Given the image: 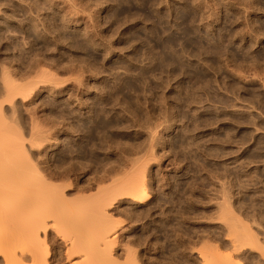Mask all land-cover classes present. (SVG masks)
I'll use <instances>...</instances> for the list:
<instances>
[{"label": "rangeland", "instance_id": "374dc122", "mask_svg": "<svg viewBox=\"0 0 264 264\" xmlns=\"http://www.w3.org/2000/svg\"><path fill=\"white\" fill-rule=\"evenodd\" d=\"M207 1H209V2L207 3ZM246 1L248 2L247 3L248 6L246 4ZM18 2H19V4H18ZM174 3L177 5V7ZM191 3H193L194 5ZM239 3H240V5H239ZM71 4H73V5H71ZM233 4H234V6H233ZM195 5H197V6H195ZM50 6H51V8H50ZM189 6H191V7H189ZM76 7H78V8H76ZM23 11H25V12H23ZM175 11L177 12V14ZM235 11H237V12L235 13ZM19 12H21V13H19ZM85 12H87L88 14ZM137 12H139L138 13L139 15L137 14ZM146 12L148 13V15ZM153 12H155V14ZM131 13H133L134 16L131 15ZM158 13H160V14H158ZM153 14H154V16H151ZM90 15H91V17H90ZM136 15H138V16H136ZM200 15H201L202 19L200 18ZM202 15H203V17H202ZM123 16H125V17H123ZM129 16H131V17H129ZM140 16H142V17H140ZM166 16L168 17V19ZM146 17H147V19H146ZM148 17H150V18L152 17V18L150 19ZM155 17H156V19H155ZM176 17L179 19H177ZM215 17H217V18H215ZM24 18H26L25 19L26 22H25ZM31 18H32V20H31ZM48 18H49V20H48ZM131 18L133 21L131 20ZM140 18H142V20ZM144 18H145V20H144ZM174 18H175V20H174ZM182 19H184V21ZM191 19L193 22L191 21ZM226 19H228V21ZM21 20H23V21H21ZM150 20H152V21H150ZM159 20H161V21H159ZM199 20H200V22H199ZM166 21H167V24H166ZM177 23H178V25H177ZM186 23L188 26L186 25ZM250 23L251 24L253 23V24L251 25ZM34 24H36V25H34ZM244 24L246 26H244ZM43 25H45V27ZM176 25H177V27H176ZM197 25H198V28H197ZM82 26L84 29L82 28ZM207 26H208V28H207ZM243 26L245 28H243ZM263 27H264V0H258V1L257 0H253V1L252 0L251 1L250 0H243V1L242 0H223V1L222 0H216V1L215 0H195V1L194 0H189V1L188 0H169V1L168 0H165V1H163V0H154V1L153 0H144V2H143V0H141V1H139V0H13V1L12 0H0V67L3 66V68H0L1 69V72H0V74H1L0 75V96L2 97L3 95H5L7 93L6 94V98H7L8 93H10V96H11V94L15 95L17 93L14 91H12L13 92L12 93L10 89H8V90H10L9 92L6 91L7 88L5 85H6V81L8 79L6 81H3V77H2L5 74H6L7 78H9V76L11 77V78H9V80L11 82L13 81L14 85L17 83L16 84L17 87L15 86L16 88H14L15 91L18 88L19 89L22 88L23 85L27 86L29 88L33 87V88H31V90L28 89V90H30L29 93L26 94L27 91L25 93L23 92L24 95L26 94L25 96L21 95L19 92V94L17 96H15L14 99L11 98V102H12L11 104H10V102H8L9 100H7V99H6L7 102H3L5 96H4V98L0 97V99H1L0 108L2 107L0 109V114H2V116L0 115V118H2L3 116L4 117L6 116L5 118L9 117V116L5 115V113L8 112V115H10V118H7V120L6 119H2V120L7 122L9 119L7 124H10L9 122L12 121L11 123H13L15 126L19 125L18 127H20V128L18 130L19 131L21 130L22 133L24 132L23 133V134H25V135H23L24 137H27V136L30 137V132H29L30 127L29 126H33V124L30 123L31 121H34L35 127L36 126L39 127V126H41V124H43V126L39 127V129L40 128L44 129L45 128L44 126L47 127L44 130L41 129L43 132L45 130L47 132V133L44 132L45 136H47V139H44L43 143H42L44 145L43 146V151H44L43 153L44 154L46 153V154H45V156L43 155L42 158L47 159V157L50 155L49 158L47 159V163L49 164L50 169L53 170V172L50 176V180L53 178L52 179L53 183L54 184L56 183L59 186H60V184L62 185V184H65L67 182L68 186L65 187L62 185L61 187L65 188L64 189V195H66L68 198L77 199L76 196H78V195L82 196V195H84V193H85L84 196H87L86 193L89 194V196H95L96 193L98 194V192L100 193V191H104V187L106 189V188L112 186L116 181L121 180V182L122 181L126 182L127 180L130 181V180H133L135 178H136L135 180H137L142 175L144 177L146 176L145 177L146 180L143 176H142L143 178L139 179L140 181L143 180L145 182V184L149 188H151V189H149L151 197L146 202H144V204L143 203L137 204L138 202H136L132 197H130V195L128 197L127 196L128 194H126V193H125L126 196L125 195L123 196V194H121V196H119V193L117 195V193L114 192V194L117 196V198H116V196H112L115 198L114 201H113V199L109 200L110 202L113 201L111 203L108 201L109 204H111V205H109L107 203L109 205V206L106 205L107 211L105 210L106 211L105 214L102 215V216H104L103 220H102L103 222L106 221L108 218L109 219H111V218L116 219V220L114 219V221L110 220L112 222V223H110L113 227V228L111 227L112 230L110 229L111 225H109V224H107L108 225L107 228H109V230H110L109 235L111 234V237L113 236L115 239L117 238L115 240V242L113 239L110 238V240L114 242L113 243L114 245H112V243L110 241V243L112 245L110 247L113 248L112 253H114L113 254L114 257L116 256V258H119V259H117V261H119V264L124 262L125 258H126V260H127V258H129V262L126 261L128 263L125 262V264H129L131 262L130 260H133L132 264H135L134 259H132V257H134L135 255L136 256L134 258L138 259V261H139V263L137 261L136 264L137 263L138 264H203V263L206 264L207 259H209L210 257H212V258L214 257L213 260L210 258L214 263L209 259L210 263H212V264L218 263L220 261V260H218V258L222 259V261L224 259V261H223L224 263H220V264H228V263L231 264L230 262H226V261H228L226 258L222 257L223 254L221 253V251L224 252V255H227L228 253L229 254L233 253V254H230V256L232 255L231 260H234V262L238 258L239 261H237V262H240L242 264H264V254H263L264 253V205H262V204H264V195H263L264 194V125H263L264 124V120H263L264 119V72H262V71H264V66H263L264 65V58H263L264 57V36H263L264 35V28ZM185 28H186V30H185ZM182 29H184V30H182ZM163 30H164V32H163ZM260 30H261V33H260ZM52 31H54V32H52ZM156 31H158V32H156ZM183 31H185L186 33L188 31V33L187 34L185 32L183 33ZM49 32H50V34H48ZM193 32H195V33H193ZM249 32H251L253 36L251 35V33L248 34ZM167 33H169L170 35ZM206 33H207V35H206ZM210 33H211V35H210ZM240 33H241V35L239 36ZM258 33L260 34L261 37L254 36V34L257 35ZM151 34H152V36H151ZM183 34H184V36H183ZM191 34H192V36H191ZM229 34H230V36H229ZM52 35H53V37H52ZM175 35H177V36L175 37ZM155 36H157V38ZM179 36H182V37L180 38ZM221 36H222V39H221ZM226 36H227V38H226ZM87 39H88V41H87ZM186 39L189 41H187ZM190 39H192V40H190ZM199 39H200V41H199ZM210 39H211V41H210ZM214 39H215V41H214ZM145 40H148V41H145ZM54 41H56V42H54ZM149 41H151V44ZM191 41H193V42H191ZM201 41H203L204 43ZM187 42H189V43H187ZM200 42L202 43V45H200ZM180 43H182V44H180ZM213 43H214V45H213ZM167 44H169V45H167ZM172 44H175V45H172ZM210 45H211V47H210ZM154 46H155V48H154ZM199 46H200V48H199ZM223 46H224V48H223ZM160 47L162 50L160 49ZM201 47L204 49L200 50ZM151 48L155 49V50H152ZM158 48H159V50H158ZM221 48H223V50ZM170 49H171V51H170ZM224 49H227L228 51L227 50L225 51ZM232 49H233V51H232ZM220 50H221V52H220ZM180 51H181V53H180ZM164 52H165V54H164ZM213 53L215 55H213ZM163 54L166 56H164ZM224 54L225 55L227 54V55L225 56ZM231 54H233L234 58H233V56H231ZM244 54H246L245 57L243 56ZM247 54H248V56H247ZM219 57L220 58L222 57V58L220 59ZM142 58L144 60H142ZM149 58H150V60H148ZM216 58H217V60H216ZM229 58H231V59H229ZM251 58H252V60H251ZM40 59H42L43 61ZM47 59L49 60V62ZM261 59H263V60L261 61ZM28 60H29V62H28ZM169 60H171L172 63ZM173 60H175V61H173ZM50 61H51V63H50ZM166 62H167V64H165ZM41 63H42L43 67H44V65H47V66H45V68L43 69V67L41 68ZM65 63H67L69 65L67 66V64H65ZM70 63H73V64L70 66ZM78 63H79V65H78ZM159 63H160V65H159ZM235 63H237V64H235ZM60 64H61V66H60ZM82 64H84L83 65L84 67L82 66ZM249 64H252V66ZM15 65H16V68H15ZM20 65H21V68L19 67ZM55 66H57L60 69H58ZM100 66H101V68H100ZM194 66H197V67H194ZM244 66H246V67L244 68ZM180 67H181V69H180ZM235 67H237L238 71L235 70L236 69ZM51 68H52V70H51ZM71 68L73 69V71H75L76 70L75 68H77V70H79V71H75L73 73ZM142 68H144L146 71ZM2 69H4V71ZM45 69L46 70L49 69L48 71L51 70L50 73H51V79L52 80H50V78L48 79V75H50V74H48L49 72L46 73L47 71L45 72L44 71ZM231 69H233V70H231ZM259 69H260V71H259ZM213 70H215V71H213ZM216 70H217V72H216ZM242 70H243V72H242ZM2 71L4 73H2ZM239 71H241V73ZM247 71H249V72H247ZM23 72L24 73L28 72V74L25 73V75H24ZM40 72L48 74V75L45 74L46 75L45 79L49 80L48 82L45 79L42 80L43 78L41 76H38L39 74H41ZM56 73H57V75H59L61 77L64 76L63 77L64 82L62 81L61 77H60L61 79L60 78L58 79V76L56 78L55 77L56 75L54 76L55 78L54 77L52 78V74L54 75ZM77 73H79V75H81V76H79ZM235 73H237V74H235ZM244 73H246V75ZM7 74H9V75L7 76ZM20 75L24 79H22L20 77ZM33 75H36L38 77V79L35 76H34V78H36L37 80L36 79L34 80L33 78H28V77H33ZM43 75L44 74H42V76ZM115 75L116 76L118 75V76L116 77ZM241 75H243L245 77L242 76L243 77L242 78ZM25 76H28V77L26 78ZM155 76H157V77H155ZM261 76H263V77L261 78ZM6 77L4 79H6ZM39 77L42 79H40ZM115 77H116V79H115ZM214 77H216V78H214ZM238 77H239V80H238ZM240 78H242V79H240ZM244 78H246V79L244 80ZM12 79H14L16 81V83ZM25 79H26V84L22 82V81H25ZM31 79L33 82L30 84ZM56 79H58V81ZM75 79H77L78 82H76ZM186 79H188V80H186ZM38 80H40V81H38ZM115 80H116V82H115ZM43 81H46V82H44V84L39 83V82H43ZM79 81H80V83H79ZM162 81H163V83H162ZM199 81H201V82H199ZM208 81H209V83H208ZM49 82H51V83H49ZM54 82L57 84H53ZM141 82L142 83L144 82V83L142 84ZM225 82H227V83H225ZM18 83L21 84L22 87L21 86L19 87ZM60 83L62 85H58ZM113 83H115V84H113ZM196 83H198V84L196 85ZM201 83H202V86H200ZM205 83H207V84H205ZM208 84H210V85H208ZM223 85H226L227 87L226 86L224 87ZM56 86H57V88H56ZM147 86H149V87L147 88ZM195 86H198L197 87L198 89H196ZM69 87H71V88H69ZM115 87H117V88H115ZM140 87H141V89H140ZM193 87H194V89H193ZM24 88H26V87H24ZM24 88L20 89V90L23 91ZM77 88L78 89L80 88V89L78 90ZM110 88H112V89H110ZM185 88H186V90H185ZM209 88H210V91L208 90ZM252 88H254V89H252ZM149 89H150V91H149ZM234 89H236V90H234ZM244 89H246V90H244ZM250 89H252V91ZM183 90H185V91H183ZM217 90H219V91H217ZM231 90H233V91H231ZM63 91H65V92H63ZM189 91H191V92H189ZM110 92L112 94L113 93L114 94L111 95ZM141 92H142V94H140ZM147 92H148V95H147ZM192 92H193V94H192ZM207 92H208V94H207ZM1 93H3V95ZM74 93H75V95H74ZM71 94H73V95H71ZM199 94L202 96H200ZM208 95H209V97H208ZM258 95H259V97H258ZM22 96H23L24 100L22 99ZM112 96L115 97L114 98L115 100L112 99ZM225 96H226V98H225ZM253 96H255V97H253ZM132 97H135V98L133 99ZM163 97H165V98H163ZM195 97H196V99H195ZM183 98H185V99L183 100ZM198 98L201 100H199ZM218 98H219V100H218ZM241 98L243 99V101ZM123 99H124V101H123ZM150 99L152 101H150ZM157 99H158V101H157ZM135 102H136V105H135ZM159 102H160V104H159ZM161 102L164 104H162ZM221 102H223L224 104ZM1 103H3V104H1ZM53 103H55V104H53ZM185 103H186V105H185ZM228 103L233 104L234 106L230 105ZM247 103H249L250 106ZM193 104H194V106H193ZM11 105L13 106V108ZM134 105L136 107H134ZM222 105H224V106H222ZM235 105H237L236 108H234ZM260 105H261V107H260ZM227 106H228V108H227ZM245 106H247L248 108ZM164 107H165V109H164ZM193 108H195V109H193ZM14 109H15V111H11ZM129 110L131 111V113ZM78 111H80V112H78ZM168 111H169V113H168ZM68 112H70V113H68ZM192 112H195V113H192ZM9 113H11L12 116ZM252 113H254V114H252ZM69 114L71 116H69ZM144 114H145V116H144ZM192 114L193 115L195 114L194 117ZM119 115L121 116V118ZM252 115H253V117H251ZM15 117H16V119H14ZM17 117L18 118L20 117L19 118L20 120ZM31 118H32V120H30ZM70 120H72V122ZM139 120H142V121H139ZM168 120H170V121H168ZM194 120H196L197 122ZM35 121H36V123L38 121L39 122L37 124H35ZM125 121H126V123H124ZM145 121H147L148 123ZM167 121H168V123H167ZM175 121H176V123H175ZM149 122L151 125L149 124ZM52 123H54L55 126ZM88 123H90V124H88ZM127 123L129 124V126ZM253 123H255V124H253ZM258 123H260V124H258ZM13 124H11V125H13ZM131 124H132V126H131ZM139 124H141L142 126ZM144 124H145V127H144ZM188 124H190L191 127ZM68 127H70V128H68ZM153 128H154V130H153ZM160 128H162V129H160ZM12 129H14V128H12ZM146 131H148V132H146ZM18 133L15 132V134H18ZM48 133H49V135H47ZM113 133L115 134V137H114ZM155 133H156V136H155ZM170 133H171V135H170ZM20 135H22V134H20ZM179 135H181V136H179ZM54 136H55V138H54ZM158 136H160V137H158ZM19 137H16V138H19ZM28 137H27L26 141L24 140L27 148H29L31 146L30 144H28L30 142H27L30 140V138L28 140ZM155 138L160 139V140L157 141ZM184 138H187V139H184ZM81 139H82V141H81ZM106 139H109V141ZM45 140H46V142H45ZM192 140H193L194 144H192ZM180 141H181V143H179ZM188 141H189V143H188ZM146 142H148V143H146ZM97 143H99V144H97ZM120 143H121V146H120ZM129 143H130V145H129ZM131 144H133V145H131ZM111 145H112V147H111ZM145 145H146V147H145ZM153 145H155V146H153ZM170 145H171V147H170ZM47 147H48V149H47ZM74 147H76V148H74ZM124 147H125V149H124ZM149 147L152 148L151 151H150ZM185 147H186V149H185ZM130 148H131V150H130ZM188 149H189V151H187ZM135 150H136V152H135ZM191 150H192V152H191ZM29 151L32 153L30 154ZM29 151H28L29 155L32 156V158H34V157L36 158V156L38 155L37 150L31 151V149H30ZM180 151H181V153H180ZM193 151H195V152H193ZM72 152H74V153H72ZM138 152H140V153L138 154ZM142 152L145 155H143ZM153 152H155V153H153ZM128 155H130V156H128ZM38 156H40V154ZM138 156H139V158H138ZM151 156H152V159H151ZM122 157H125L127 159H125V158L123 159ZM129 157H130L132 162L129 161L130 160ZM144 157H146V158H144ZM147 158H149V159H147ZM139 159H140V161L143 159L145 161L143 160L140 162ZM134 160L135 161L137 160L140 162V163L139 162L137 163L139 166H137L136 163H135L136 165L134 164L135 166L133 165V163L135 162ZM146 160H149V161H146ZM62 161H63L62 165L59 166L61 164L60 162H62ZM65 161H67V162H65ZM127 161H128V163H127ZM87 162H88V164H87ZM101 162L103 164H101ZM147 162H149V163H147ZM47 163H44V165L45 166L48 165ZM110 163H111V167L109 166ZM143 163H144V165H142ZM127 164H130V165L127 167ZM103 165H105V166H103ZM120 165H121V171L119 169V172H118L117 168H120ZM62 166H64V167H62ZM80 166H82V167L84 166V168H82ZM106 166H107V168H106ZM115 166L117 168H115ZM133 166H134L133 170L132 169L130 170V168ZM104 167H105V169H107V171H110V173L109 172L107 174L104 173L103 172V171H105ZM108 167H109V169H108ZM125 167H127L129 169L127 170ZM187 167H189V168L187 169ZM61 168H62V170L65 169V171L64 170L62 171ZM68 168H69V170H67ZM94 168H96V170ZM101 169H102V171H101ZM94 170H95V173H94ZM112 170H115V171L117 170V174H119V176L120 175L123 176V174L125 175L127 173H129L131 175L127 174L126 176L122 177L123 179L122 178L120 179L117 174L115 175V173H116L115 171H114L115 172L114 174L111 173ZM194 170H195V172H194ZM54 172L55 173L58 172L57 174H59L61 177L64 175L62 177V180H61V177L60 178L58 177L59 175H54L55 174ZM62 172H63V174H61ZM65 172H66V175L64 174ZM101 172L103 174H101ZM136 172L141 173V174L143 173V174L141 176H138V178H137V176L136 177L132 176V175H135L133 173H136ZM96 173L97 174L99 173L100 175H102L100 177H103L104 181L102 180V182H101L100 180H96L97 177H98L97 179H100L99 176H96ZM111 174L113 177L111 176ZM52 175H54V176L52 177ZM128 175H129L130 179L129 178L127 179ZM137 175H139V174H137ZM131 176H132V178H131ZM222 176H224V177H222ZM252 176H254V177H252ZM94 177H95V179H94ZM108 177H109V180H108ZM124 177H126L127 180H124L125 179ZM63 178L65 180V183H64ZM110 178H111V180L113 178H115L116 181L114 183L112 182V184H111ZM118 178H119V180H117ZM234 178H236V179H234ZM92 179H94V180H92ZM244 179H245V181H244ZM139 180H137V181H139ZM191 180H192V182L194 180V182L192 183ZM95 181H97L98 183ZM113 181H114V179H113ZM220 181H222V183ZM90 182H91L92 186L89 185ZM225 182L226 183L228 182V183L226 184ZM83 183H84V185H83ZM87 183H88V185H86ZM96 183H97V186H96ZM176 183H178V184H176ZM67 184H65V185H67ZM78 184H81L83 186L86 185L88 187H86L83 190L82 189L81 190L76 189ZM108 184H109V186L106 187V185H108ZM165 184H168V185H165ZM172 184L175 186H173ZM122 185H123L122 188H126V187H124L125 184H122ZM222 185L224 187H222ZM95 187H96V189H95ZM88 188H89V190H87ZM76 190L79 193H76ZM78 190H80V191H78ZM84 190H86V191H84ZM90 190L93 192H91ZM120 190H121V188H120ZM151 190H152V192H151ZM257 190H258V192H257ZM81 191H83L84 193H82ZM73 192L75 193V195H73L74 194ZM117 192H120V191H117ZM259 192H261L262 196L260 195ZM92 193H94V194L92 195ZM253 193L255 194V196L257 198L254 196ZM80 194H82V195H80ZM68 195H70V197ZM219 195H220V199H219ZM71 196H73V197H71ZM118 196L120 197L119 199H118ZM211 197L212 198L214 197V198L212 199ZM221 197H223L222 198L223 201L221 200ZM130 198H132L133 201ZM178 199H181L183 201L178 200ZM214 200H216V201L219 200V201H217L218 204ZM243 201L245 203H242ZM172 202H173V204H172ZM181 203H183V204L181 205ZM251 203H252V206L250 207ZM222 204H224V205H222ZM226 204H227V206H226ZM243 204H245V205L247 204V205L244 206ZM256 204L258 207L255 206ZM107 207H109V208L107 209ZM225 207H227V208H225ZM246 207H247V209H246ZM252 207H253V209H252L253 211L250 209ZM228 208H230V209H228ZM222 209H223V212H221ZM128 210L130 213L128 212ZM107 212L112 214V216L110 214H109L110 216H108ZM213 212H215L217 214V216ZM220 212H221L222 216H219ZM227 212H230V213H227ZM231 213H234V214H232V217H230ZM252 213H253V215H252ZM139 214H141V215H139ZM260 214H261V217L259 218ZM113 215L117 216V218L114 217ZM134 215H135V217H134ZM105 216L106 217L108 216V217L105 219ZM210 216L212 217V219L210 218ZM220 217H222L224 219V221L222 220L223 223L219 222L218 219H220ZM237 217H239V218H237ZM135 218H137V219H135ZM228 218H230V219H228ZM242 218H244V219H242ZM261 218H263V219H261ZM109 219L106 221V223H108ZM166 219H168V220H166ZM238 219H242L241 222H243V220H245L244 223H246L248 221L247 223L249 225H247V229H249L248 226H250L251 229L252 228L254 229V231L252 229L253 235H251L250 238L252 236L255 237L256 233L259 234L256 238H257V240H259V242L261 241L259 243L260 246H259V244H257V246L255 244H253L254 243L253 241H252L253 243L250 242L251 239L249 240V242H247L249 239V235H250V233L248 234V232H250L251 230L248 231L246 228H244V226H243L244 223L242 225ZM120 221H122V222H120ZM231 221H232V223H231ZM236 221H237V224H236ZM226 222L228 223V225ZM238 223H240L239 224L240 226L238 225ZM257 223L259 225H257ZM233 224L236 226H234ZM116 225H118V226H116ZM115 226H116V228H115ZM221 226L224 228H222ZM229 226H230V230H229ZM232 226H233V230L237 229V228H239V229L243 228L242 230H244L245 235H243L244 233L242 230L237 229V231L238 230L240 231V232H237L235 230V232L238 233V235H237L238 238H237L235 236L236 234L233 233L234 231L231 230ZM60 229H61L63 234H66L67 232L70 231V228H68L67 231L63 230V229H65V227H63V226ZM228 230H229V232H228ZM245 230H247V232ZM114 231H115L116 235L114 234ZM162 231H163V233H162ZM225 231H227V232H225ZM153 232H155V233H153ZM230 232L232 234H235L234 235L235 240H234V238L230 239L232 236V234ZM62 233L60 232L59 234H62ZM240 233L242 235H239ZM254 233H255V235H254ZM55 234H57V235H55ZM112 234H114V235H112ZM176 234L178 235V237ZM228 235H231V236H228ZM247 236H248V238H247ZM51 237H53V238H51ZM242 237H244V238H242ZM59 238L61 239V237H58L57 232H51L50 236L46 238V240L48 239V241H46V242H48L47 247L48 248L50 247L49 248L50 253L56 254V250L59 249L58 247L63 245L64 241L61 239L62 241L60 240V243H59ZM240 238H241V240H240ZM256 238L254 239V241H257ZM236 239H238V240H236ZM232 240H233V242H232ZM158 241H160V242H158ZM210 241H213V242H210ZM235 241H237V243L239 241V244L241 241L240 245L244 244L242 246H240L239 244H238L239 246L236 245V247H238L237 252H236V250L234 251V249L232 248V245L235 246V244H237ZM243 241H245V242L243 243ZM49 242H51L52 245H50L51 243H49ZM203 243H204V245H203ZM248 243L249 244L252 243L253 245L251 244L249 247ZM60 244H62V245H60ZM213 244H214V246H213ZM215 244L216 245L218 244V245L216 246ZM63 246H62L63 248L60 247L61 249L58 250V251L61 250L62 253L57 251V254H60V255L56 254V258H57V256H59L57 259L62 258V260H63L62 262H64V264H73V263L76 264V262H78V261L80 262L81 259L76 261V258L78 259L79 256H75L72 259L66 261L67 259H65L66 256H65V251H64L65 250V244ZM209 246H211L210 249H213V251L209 249ZM223 246H225V247H223ZM230 246L232 249L229 248ZM251 246H253L254 248ZM176 247H178V248H176ZM55 248H56V250H55ZM203 248L204 249L206 248L207 251L210 250V254H209V251L206 252V250H203ZM51 249H53V250H51ZM122 249L124 250V252ZM214 249H216L217 251H215ZM220 249H221V251H220ZM240 249H242V250H240ZM261 249H263V250H261ZM214 251L216 253H218L220 255V257H217L215 259L216 254ZM117 252H119V253H117ZM125 252L128 253V254L126 253L127 256L130 255L131 257L130 256L129 257H123ZM137 252H138V254H137ZM201 252H202V255H201ZM225 253H227V254H225ZM205 254H207L205 257H207L208 255H210V257L207 259L204 258L203 256ZM214 254H215V256H214ZM179 255H180V257H179ZM201 256L204 259H206V261L201 263V261L204 260ZM121 257H122V260L124 259L123 261L120 260ZM148 257H149V259H148ZM195 257H196V259H195ZM201 259H203V260H201ZM225 259H226V261H225ZM216 260H218V262H216ZM122 264H124V263H122ZM207 264H209V263H207Z\"/></svg>", "mask_w": 264, "mask_h": 264}, {"label": "bare ground", "instance_id": "6f19581e", "mask_svg": "<svg viewBox=\"0 0 264 264\" xmlns=\"http://www.w3.org/2000/svg\"><path fill=\"white\" fill-rule=\"evenodd\" d=\"M13 1V0H12ZM139 1H141V0H139ZM154 1V0H153ZM163 1H165V0H163ZM169 1V0H168ZM189 1V0H188ZM195 1V0H194ZM216 1V0H215ZM223 1V0H222ZM243 1V0H242ZM251 1V0H250ZM253 1V0H252ZM258 1V0H257ZM21 2V1H20ZM66 2V1H65ZM73 2V1H72ZM143 2H144V0H143ZM158 2V1H157ZM200 2V1H199ZM209 1H207V3H208ZM241 2V1H240ZM245 2V1H244ZM262 2V1H261ZM12 3V2H11ZM130 3V2H129ZM152 3V2H151ZM150 3V4H151ZM184 3V2H183ZM189 3V2H188ZM248 2L246 1V4H247ZM18 4H19V2H18ZM22 4V3H21ZM44 4V3H43ZM79 4V3H78ZM149 4V3H148ZM164 4V3H163ZM175 4V3H174ZM190 4V3H189ZM191 4H193V3H191ZM214 4V3H213ZM11 5V4H10ZM61 5V4H60ZM71 5H73V4H71ZM76 5V4H75ZM130 5V4H129ZM128 5V6H129ZM132 5V4H131ZM156 5V4H155ZM154 5V6H155ZM176 5V4H175ZM194 5V4H193ZM209 5V4H208ZM239 5H240V3H239ZM44 6V5H43ZM48 6V5H47ZM77 6V5H76ZM153 6V5H152ZM195 6H197V5H195ZM207 6V5H206ZM233 6H234V4H233ZM247 6H248V4H247ZM75 7V6H74ZM156 7V6H155ZM173 7V6H172ZM176 7H177V5H176ZM189 7H191V6H189ZM188 7V8H189ZM199 7V6H198ZM208 7V6H207ZM217 7V6H216ZM239 7V6H238ZM261 7V6H260ZM16 8V7H15ZM22 8V7H21ZM50 8H51V6H50ZM73 8V7H72ZM76 8H78V7H76ZM180 8V7H179ZM182 8V7H181ZM212 8V7H211ZM214 8V7H213ZM244 8V7H243ZM246 8V7H245ZM155 9V8H154ZM158 9V8H157ZM165 9V8H164ZM192 9V8H191ZM249 9V8H248ZM251 9V8H250ZM142 10V9H141ZM153 10V9H152ZM189 10V9H188ZM203 10V9H202ZM240 10V9H239ZM262 10V9H261ZM29 11V10H28ZM139 11V10H138ZM154 11V10H153ZM172 11V10H171ZM181 11V10H180ZM196 11V10H195ZM208 11V10H207ZM227 11V10H226ZM242 11V10H241ZM240 11V12H241ZM23 12H25V11H23ZM51 12V11H50ZM130 12V11H129ZM132 12V11H131ZM156 12V11H155ZM155 12H153L154 14H155ZM161 12V11H160ZM163 12V11H162ZM176 12V11H175ZM211 12V11H210ZM219 12V11H218ZM230 12V11H229ZM237 11H235V13H236ZM3 13V12H2ZM19 13H21V12H19ZM83 13V12H82ZM85 13H87V12H85ZM139 12H137V14H138ZM143 13V12H142ZM147 13V12H146ZM152 13V12H151ZM166 13V12H165ZM168 13V12H167ZM173 13V12H172ZM215 13V12H214ZM244 13V12H243ZM25 14V13H24ZM88 14V13H87ZM154 14L153 15H151V16H154ZM158 14H160V13H158ZM169 14V13H168ZM176 14H177V12H176ZM183 14V13H182ZM189 14V13H188ZM218 14V13H217ZM241 14V13H240ZM248 14V13H247ZM131 15H133V13H131ZM139 15V14H138ZM138 15H136V16H138ZM142 15V14H141ZM145 15V14H144ZM147 15H148V13H147ZM146 15V16H147ZM163 15V14H162ZM193 15V14H192ZM211 15V14H210ZM228 15V14H227ZM232 15V14H231ZM33 16V15H32ZM89 16V15H88ZM134 16V15H133ZM195 16V15H194ZM193 16V17H194ZM198 16V15H197ZM224 16V15H223ZM222 16V17H223ZM237 16V15H236ZM247 16V15H246ZM19 17V16H18ZM74 17V16H73ZM90 17H91V15H90ZM123 17H125V16H123ZM128 17V16H127ZM129 17H131V16H129ZM140 17H142V16H140ZM167 17V16H166ZM165 17V18H166ZM178 17V16H177ZM176 17V18H177ZM196 17V16H195ZM202 17H203V15H202ZM228 17V16H227ZM233 17V16H232ZM243 17V16H242ZM250 17V16H249ZM88 18V17H87ZM137 18V17H136ZM148 18H150V17H148ZM152 18V17H151ZM150 18V19H151ZM199 18V17H198ZM200 18H201V15H200ZM215 18H217V17H215ZM234 18V17H233ZM26 18H24V20H25ZM130 19V18H129ZM141 20H142V18H140ZM146 19H147V17H146ZM154 19V18H153ZM152 19V20H153ZM155 19H156V17H155ZM161 19V18H160ZM167 19H168V17H167ZM177 19H179V18H177ZM176 19V20H177ZM187 19V18H186ZM202 19V18H201ZM231 19V18H230ZM242 19V18H241ZM31 20H32V18H31ZM47 20V19H46ZM48 20H49V18H48ZM87 20V19H86ZM90 20V19H89ZM92 20V19H91ZM124 20V19H123ZM131 20H132V18H131ZM144 20H145V18H144ZM152 20H150V21H152ZM174 20H175V18H174ZM183 21H184V19H182ZM198 20V19H197ZM210 20V19H209ZM227 21H228V19H226ZM238 20V19H237ZM250 20V19H249ZM21 21H23V20H21ZM20 21V22H21ZM51 21V20H50ZM88 21V20H87ZM121 21V20H120ZM125 21V20H124ZM133 21V20H132ZM131 21V22H132ZM135 21V20H134ZM159 21H161V20H159ZM168 21V20H167ZM167 21H166V24H167ZM191 21H192V19H191ZM204 21V20H203ZM223 21V20H222ZM235 21V20H234ZM245 21V20H244ZM243 21V22H244ZM25 22H26V20H25ZM31 22V21H30ZM47 22V21H46ZM77 22V21H76ZM122 22V21H121ZM148 22V21H147ZM193 22V21H192ZM197 22V21H196ZM199 22H200V20H199ZM236 22V21H235ZM234 22V23H235ZM256 22V21H255ZM34 23V22H33ZM52 23V22H51ZM84 23V22H83ZM93 23V22H92ZM128 23V22H127ZM157 23V22H156ZM165 23V22H164ZM173 23V22H172ZM180 23V22H179ZM191 23V22H190ZM195 23V22H194ZM198 23V22H197ZM233 23V22H232ZM246 23V22H245ZM254 23V22H253ZM252 23V24H253ZM257 23V22H256ZM255 23V24H256ZM85 24V23H84ZM97 24V23H96ZM119 24V23H118ZM125 24V23H124ZM155 24V23H154ZM162 24V23H161ZM189 24V23H188ZM196 24V23H195ZM202 24V23H201ZM225 24V23H224ZM237 24V23H236ZM251 24V23H250ZM251 24V25H252ZM263 24V23H262ZM34 25H36V24H34ZM177 25H178V23H177ZM177 25H176V27H177ZM186 25H187V23H186ZM227 25V24H226ZM44 27H45V25H43ZM49 26V25H48ZM148 26V25H147ZM188 26V25H187ZM196 26V25H195ZM240 26V25H239ZM244 26H246L245 24H244ZM243 26V28H245ZM27 27V26H26ZM35 27V26H34ZM53 27V26H52ZM86 27V26H85ZM156 27V26H155ZM173 27V26H172ZM180 27V26H179ZM222 27V26H221ZM230 27V26H229ZM228 27V28H229ZM250 27V26H249ZM29 28V27H28ZM31 28V27H30ZM39 28V27H38ZM41 28V27H40ZM82 28H83V26H82ZM151 28V27H150ZM197 28H198V25H197ZM207 28H208V26H207ZM238 28V27H237ZM256 28V27H255ZM259 28V27H258ZM264 28V27H263ZM36 29V28H35ZM46 29V28H45ZM84 29V28H83ZM191 29V28H190ZM211 29V28H210ZM222 29V28H221ZM234 29V28H233ZM236 29V28H235ZM261 29V28H260ZM37 30V29H36ZM44 30V29H43ZM97 30V29H96ZM151 30V29H150ZM157 30V29H156ZM171 30V29H170ZM182 30H184V29H182ZM185 30H186V28H185ZM195 30V29H194ZM201 30V29H200ZM229 30V29H228ZM239 30V29H238ZM257 30V29H256ZM47 31V30H46ZM83 31V30H82ZM85 31V30H84ZM94 31V30H93ZM99 31V30H98ZM152 31V30H151ZM169 31V30H168ZM167 31V32H168ZM177 31V30H176ZM193 31V30H192ZM198 31V30H197ZM230 31V30H229ZM243 31V30H242ZM247 31V30H246ZM245 31V32H246ZM254 31V30H253ZM37 32V31H36ZM39 32V31H38ZM52 32H54V31H52ZM90 32V31H89ZM156 32H158V31H156ZM163 32H164V30H163ZM170 32V31H169ZM175 32V31H174ZM178 32V31H177ZM185 31H183V33H184ZM199 32V31H198ZM197 32V33H198ZM208 32V31H207ZM41 33V32H40ZM86 33V32H85ZM84 33V34H85ZM101 33V32H100ZM151 33V32H150ZM181 33V32H180ZM186 33V32H185ZM187 33H188V31H187ZM186 33V34H187ZM190 33V32H189ZM193 33H195V32H193ZM230 33V32H229ZM251 32H249L248 34H250ZM260 33H261V30H260ZM263 33V32H262ZM48 34H50V32L48 33ZM91 34V33H90ZM155 34V33H154ZM164 34V33H163ZM167 34H169V33H167ZM166 34V35H167ZM172 34V33H171ZM176 34V33H175ZM178 34V33H177ZM243 34V33H242ZM247 34V33H246ZM259 34V33H258ZM256 35V34H254V36H258V37H261L260 36V34L259 35ZM87 35V34H86ZM100 35V34H99ZM149 35V34H148ZM158 35V34H157ZM162 35V34H161ZM160 35V36H161ZM170 35V34H169ZM206 35H207V33H206ZM210 35H211V33H210ZM234 35V34H233ZM241 35V33L239 34V36ZM251 35H252V33H251ZM59 36V35H58ZM98 36V35H97ZM151 36H152V34H151ZM177 35H175V37H176ZM183 36H184V34H183ZM191 36H192V34H191ZM220 36V35H219ZM229 36H230V34H229ZM249 36V35H248ZM253 36V35H252ZM264 36V35H263ZM52 37H53V35H52ZM149 37V36H148ZM156 38H157V36H155ZM162 37V36H161ZM172 37V36H171ZM180 38L182 37V36H179ZM196 37V36H195ZM218 37V36H217ZM234 37V36H233ZM91 38V37H90ZM104 38V37H103ZM191 38V37H190ZM197 38V37H196ZM199 38V37H198ZM205 38V37H204ZM211 38V37H210ZM226 38H227V36H226ZM86 39V38H85ZM146 39V38H145ZM177 39V38H176ZM183 39V38H182ZM202 39V38H201ZM219 39V38H218ZM221 39H222V36H221ZM225 39V38H224ZM241 39V38H240ZM256 39V38H255ZM102 40V39H101ZM168 40V39H167ZM173 40V39H172ZM187 40V39H186ZM190 40H192V39H190ZM208 40V39H207ZM220 40V39H219ZM229 40V39H228ZM227 40V41H228ZM231 40V39H230ZM259 40V39H258ZM87 41H88V39H87ZM98 41V40H97ZM143 41V40H142ZM145 41H148V40H145ZM152 41V40H151ZM151 41H149L150 42V44H151ZM166 41V40H165ZM177 41V40H176ZM180 41V40H179ZM185 41V40H184ZM187 41H189V40H187ZM199 41H200V39H199ZM210 41H211V39H210ZM214 41H215V39H214ZM217 41V40H216ZM221 41V40H220ZM54 42H56V41H54ZM95 42V41H94ZM101 42V41H100ZM99 42V43H100ZM104 42V41H103ZM183 42V41H182ZM191 42H193V41H191ZM201 42H203V41H201ZM200 42V45H202V43ZM208 42V41H207ZM229 42V41H228ZM231 42V41H230ZM241 42V41H240ZM50 43V42H49ZM89 43V42H88ZM96 43V42H95ZM134 43V42H133ZM187 43H189V42H187ZM204 43V42H203ZM234 43V42H233ZM236 43V42H235ZM255 43V42H254ZM263 43V42H262ZM141 44V43H140ZM171 44V43H170ZM180 44H182V43H180ZM199 44V43H198ZM207 44V43H206ZM210 44V43H209ZM221 44V43H220ZM219 44V45H220ZM53 45V44H52ZM106 45V44H105ZM167 45H169V44H167ZM172 45H175V44H172ZM184 45V44H183ZM182 45V46H183ZM197 45V44H196ZM195 45V46H196ZM213 45H214V43H213ZM216 45V44H215ZM222 45V44H221ZM99 46V45H98ZM141 46V45H140ZM150 46V45H149ZM177 46V45H176ZM175 46V47H176ZM188 46V45H187ZM198 46V45H197ZM225 46V45H224ZM224 46H223V48H224ZM239 46V45H238ZM252 46V45H251ZM169 47V46H168ZM210 47H211V45H210ZM144 48V47H143ZM153 48V47H152ZM151 48V49H152ZM154 48H155V46H154ZM163 48V47H162ZM195 48V47H194ZM199 48H200V46H199ZM223 48H221L222 50H223ZM248 48V47H247ZM257 48V47H256ZM160 49H161V47H160ZM179 49V48H178ZM187 49V48H186ZM198 49V48H197ZM202 49H204V48H202L201 47V49L200 50H202ZM207 49V48H206ZM220 49V48H219ZM230 49V48H229ZM244 49V48H243ZM259 49V48H258ZM152 50H155V49H152ZM158 50H159V48H158ZM162 50V49H161ZM160 50V51H161ZM214 50V49H213ZM217 50V49H216ZM215 50V51H216ZM225 51L227 50V49H224ZM242 50V49H241ZM27 51V50H26ZM170 51H171V49H170ZM185 51V50H184ZM228 51V50H227ZM231 51V50H230ZM232 51H233V49H232ZM261 51V50H260ZM153 52V51H152ZM163 52V51H162ZM186 52V51H185ZM220 52H221V50H220ZM223 52V51H222ZM247 52V51H246ZM255 52V51H254ZM109 53V52H108ZM149 53V52H148ZM151 53V52H150ZM155 53V52H154ZM177 53V52H176ZM180 53H181V51H180ZM188 53V52H187ZM186 53V54H187ZM218 53V52H217ZM226 53V52H225ZM245 53V52H244ZM42 54V53H41ZM164 54H165V52H164ZM163 54V55H164ZM201 54V53H200ZM220 54V53H219ZM218 54V55H219ZM146 55V54H145ZM168 55V54H167ZM172 55V54H171ZM185 55V54H184ZM210 55V54H209ZM213 55H215L214 53H213ZM221 55V54H220ZM225 55V54H224ZM227 55V54H226ZM225 55V56H226ZM242 55V54H241ZM245 55L246 54H244L243 56L245 57ZM24 56V55H23ZM43 56V55H42ZM148 56V55H147ZM161 56V55H160ZM164 56H166V55H164ZM189 56V55H188ZM191 56V55H190ZM231 56H233V54H231ZM247 56H248V54H247ZM252 56V55H251ZM254 56V55H253ZM50 57V56H49ZM168 57V56H167ZM177 57V56H176ZM187 57V56H186ZM209 57V56H208ZM215 57V56H214ZM250 57V56H249ZM259 57V56H258ZM32 58V57H31ZM40 58V57H39ZM42 58V57H41ZM145 58V57H144ZM182 58V57H181ZM202 58V57H201ZM220 58V57H219ZM222 58V57H221ZM220 58V59H221ZM233 58H234V56H233ZM264 58V57H263ZM26 59V58H25ZM163 59V58H162ZM214 59V58H213ZM229 59H231V58H229ZM250 59V58H249ZM40 60H42V59H40ZM48 60V59H47ZM46 60V61H47ZM142 60H144L143 58H142ZM148 60H150V58L148 59ZM154 60V59H153ZM176 60V59H175ZM175 60H173V61H175ZM212 60V59H211ZM215 60V59H214ZM216 60H217V58H216ZM227 60V59H226ZM233 60V59H232ZM251 60H252V58H251ZM257 60V59H256ZM263 59H261V61H262ZM27 61V60H26ZM43 61V60H42ZM53 61V60H52ZM131 61V60H130ZM162 61V60H161ZM170 62H171V60H169ZM195 61V60H194ZM205 61V60H204ZM224 61V60H223ZM234 61V60H233ZM248 61V60H247ZM254 61V60H253ZM28 62H29V60H28ZM48 62H49V60H48ZM67 62V61H66ZM152 62V61H151ZM192 62V61H191ZM202 62V61H201ZM211 62V61H210ZM238 62V61H237ZM249 62V61H248ZM256 62V61H255ZM43 63V62H42ZM42 63H41V68L43 67L42 66ZM50 63H51V61H50ZM56 63V62H55ZM68 63V62H67ZM67 63H65V64H67ZM74 63V62H73ZM73 63H70V66L73 64ZM149 63V62H148ZM169 63V62H168ZM172 63V62H171ZM190 63V62H189ZM193 63V62H192ZM223 63V62H222ZM243 63V62H242ZM263 63V62H262ZM26 64V63H25ZM64 64V63H63ZM151 64V63H150ZM158 64V63H157ZM164 64V63H163ZM165 64H167V62L165 63ZM179 64V63H178ZM191 64V63H190ZM205 64V63H204ZM208 64V63H207ZM221 64V63H220ZM227 64V63H226ZM235 64H237V63H235ZM253 64V63H252ZM252 64H249V65H251L252 66ZM3 65V64H2ZM49 65V64H48ZM52 65V64H51ZM69 64H67V66H68ZM78 65H79V63H78ZM84 64H82V66H83ZM95 65V64H94ZM159 65H160V63H159ZM200 65V64H199ZM9 66V65H8ZM18 66V65H17ZM27 66V65H26ZM45 66H47V65H44V67H43V69L45 68ZM50 66V65H49ZM60 66H61V64H60ZM63 66V65H62ZM65 66V65H64ZM66 66V67H67ZM143 66V65H142ZM166 66V65H165ZM181 66V65H180ZM187 66V65H186ZM209 66V65H208ZM227 66V65H226ZM234 66V65H233ZM236 66V65H235ZM248 66V65H247ZM255 66V65H254ZM264 66V65H263ZM6 67V66H5ZM13 67V66H12ZM20 68H21V65L19 66ZM51 67V66H50ZM55 67H57V66H55ZM54 67V68H55ZM84 67V66H83ZM140 67V66H139ZM179 67V66H178ZM194 67H197V66H194ZM211 67V66H210ZM214 67V66H213ZM229 67V66H228ZM227 67V68H228ZM246 66H244V68H245ZM260 67V66H259ZM0 68H3V66H1ZM9 68V67H8ZM15 68H16V65H15ZM47 68V67H46ZM58 68V67H57ZM74 68V67H73ZM100 68H101V66H100ZM147 68V67H146ZM209 68V67H208ZM220 68V67H219ZM223 68V67H222ZM236 69L235 70H237L238 71V69H237V67H235ZM239 68V67H238ZM243 68V69H244ZM252 68V67H251ZM250 68V69H251ZM262 68V67H261ZM19 69V68H18ZM25 69V68H24ZM58 69H60V68H58ZM70 69V68H69ZM72 69V68H71ZM76 70L75 71H79V70H77V68H75ZM79 69V68H78ZM88 69V68H87ZM92 69V68H91ZM98 69V68H97ZM140 69V68H139ZM138 69V70H139ZM142 69H144V68H142ZM141 69V70H142ZM152 69V68H151ZM180 69H181V67H180ZM199 69V68H198ZM210 69V68H209ZM221 69V68H220ZM225 69V68H224ZM253 69V68H252ZM251 69V70H252ZM263 69V68H262ZM3 71H4V69H2ZM7 70V69H6ZM5 70V71H6ZM17 70V69H16ZM49 70V69H48ZM48 70H44L46 73H48V74H50V75H48V74H46V73H43V72H40L41 74H39L38 76H41L42 78H40V79H42V80H44L45 79V77H46V75H48V79L50 78V80H52L51 79V73H50V71L52 70V68H51V70L50 71H48ZM56 70V69H55ZM145 70V69H144ZM148 70V69H147ZM188 70V69H187ZM190 70V69H189ZM231 70H233V69H231ZM248 70V69H247ZM250 70V71H251ZM2 71V73H4ZM15 71V70H14ZM26 71V70H25ZM57 71V70H56ZM72 71H73V69H72ZM71 71V72H72ZM75 71H73V73L75 72ZM106 71V70H105ZM113 71V70H112ZM146 71V70H145ZM213 71H215V70H213ZM256 71V70H255ZM259 71H260V69H259ZM262 71V70H261ZM0 72H1V69H0ZM13 72V71H12ZM20 72V71H19ZM117 72V71H116ZM141 72V71H140ZM189 72V71H188ZM194 72V71H193ZM196 72V71H195ZM202 72V71H201ZM216 72H217V70H216ZM240 73H241V71H239ZM242 72H243V70H242ZM245 72V71H244ZM247 72H249V71H247ZM262 72H264V71H262ZM6 73V72H5ZM26 73V72H25ZM25 73L23 72V74L25 75ZM83 73V72H82ZM81 73V74H82ZM85 73V72H84ZM119 73V72H118ZM117 73V74H118ZM175 73V72H174ZM251 73V72H250ZM20 74V73H19ZM26 74H28V72L26 73ZM42 74H46L45 76L43 75L42 76ZM60 74V73H59ZM69 74V73H68ZM78 75H79V73H77ZM185 74V73H184ZM199 74V73H198ZM213 74V73H212ZM235 74H237V73H235ZM234 74V75H235ZM245 75H246V73H244ZM259 74V73H258ZM1 75V74H0ZM9 74H7V76H8ZM30 75V74H29ZM56 75V76H55ZM73 75V74H72ZM107 75V74H106ZM113 75V74H112ZM143 75V74H142ZM147 75V74H146ZM166 75V74H165ZM164 75V76H165ZM187 75V74H186ZM189 75V74H188ZM262 75V74H261ZM5 77H6V74L4 75ZM4 76H2L3 77V81H6L7 79L9 80V78H11L10 76H9V78H7L6 77V79H4L5 77ZM23 76V75H22ZM32 76V75H31ZM34 76L38 79V77L36 76V75H33V77H28V76H25L26 78L28 77V78H33L34 80L36 79V78H34ZM50 76V77H49ZM56 77L57 78V76H58V79L61 77V76H59V75H57V73L56 74H52V78L53 77ZM68 76V75H67ZM79 76H81V75H79ZM97 76V75H96ZM103 76V75H102ZM116 76V75H115ZM118 76V75H117ZM116 76V77H117ZM144 76V75H143ZM202 76V75H201ZM200 76V77H201ZM243 75H241V77H242ZM20 77H21V75H20ZM19 77V78H20ZM54 77V78H55ZM64 77V76H63ZM63 77H61L62 78V81H63ZM71 77V76H70ZM75 77V76H74ZM101 77V76H100ZM116 77H115V79H116ZM140 77V76H139ZM146 77V76H145ZM149 77V76H148ZM155 77H157V76H155ZM161 77V76H160ZM166 77V76H165ZM193 77V76H192ZM199 77V76H198ZM237 77V76H236ZM240 77V76H239ZM239 77H238V80H239ZM243 77H245V76H243ZM242 77V78H243ZM263 76H261V78H262ZM22 78V77H21ZM60 78V79H61ZM69 78V77H68ZM77 78V77H76ZM80 78V77H79ZM82 78V77H81ZM106 78V77H105ZM126 78V77H125ZM141 78V77H140ZM150 78V77H149ZM159 78V77H158ZM194 78V77H193ZM202 78V77H201ZM214 78H216V77H214ZM242 78H240V79H242ZM247 78V77H246ZM246 78H244V80L246 79ZM250 78V77H249ZM259 78V77H258ZM22 79H24V78H22ZM21 79V80H22ZM36 79V80H37ZM58 79H56L57 81H58ZM119 79V78H118ZM145 79V78H144ZM190 79V78H189ZM212 79V78H211ZM257 79V78H256ZM6 81V88H7V90L6 91H10L11 90V92L12 91H14V92H17L15 95L14 94H11V96H10V93H8V95H7V98H6V94L5 95H3V93H1L3 96V98H4V96H5V98H4V100H3V102H7L6 101V99L7 100H9L8 102H10V104L12 103L11 102V98H15V96H17L18 94H19V92H20V94L21 95H23V96H25L27 93H29V91L31 90V88H33V87H27V86H24L23 85V87L21 86V84H19L18 83V86L20 87H22V88H20V89H23L24 87H26V88H24V90L23 91H21L19 88L18 89H16V91H15V89L14 88H16L17 87V83H16V81L14 80V79H12V80H14L15 81V85H14V82L12 83L10 80L9 81ZM47 82L49 81V80H47V79H45ZM54 80V79H53ZM55 80V81H56ZM76 80V82H78L77 81V79H75ZM85 80V79H84ZM114 80V79H113ZM146 80V79H145ZM163 80V79H162ZM186 80H188V79H186ZM202 80V79H201ZM218 80V79H217ZM232 80V79H231ZM259 80V79H258ZM28 81V80H27ZM31 81V82H30ZM29 82H30V84L33 82L32 81V79L30 80ZM38 81H40V80H38ZM46 81H43V82H39V83H43L44 84V82H46ZM61 81V82H62ZM82 81V80H81ZM141 81V80H140ZM191 81V80H190ZM189 81V82H190ZM197 81V80H196ZM210 81V80H209ZM209 81H208V83H209ZM214 81V80H213ZM230 81V80H229ZM237 81V80H236ZM252 81V80H251ZM262 81V80H261ZM23 83H25L26 84V79H25V81H22ZM53 82V81H52ZM64 82V81H63ZM66 82V81H65ZM115 82H116V80H115ZM148 82V81H147ZM188 82V81H187ZM194 82V81H193ZM199 82H201V81H199ZM207 82V81H206ZM235 82V81H234ZM238 82V81H237ZM257 82V81H256ZM28 83V82H27ZM37 83V82H36ZM49 83H51V82H49ZM79 83H80V81H79ZM83 83V82H82ZM87 83V82H86ZM91 83V82H90ZM89 83V84H90ZM103 83V82H102ZM108 83V82H107ZM142 83V82H141ZM144 83V82H143ZM142 83V84H143ZM158 83V82H157ZM162 83H163V81H162ZM195 83V82H194ZM203 83V82H202ZM202 83H201V85L200 86H202ZM216 83V82H215ZM219 83V82H218ZM225 83H227V82H225ZM231 83V82H230ZM4 84V83H3ZM34 84V83H33ZM53 84H57V83H53ZM78 84V83H77ZM94 84V83H93ZM100 84V83H99ZM113 84H115V83H113ZM149 84V83H148ZM186 84V83H185ZM198 83H196V85H197ZM205 84H207V83H205ZM222 84V83H221ZM235 84V83H234ZM241 84V83H240ZM28 85V84H27ZM38 85V84H37ZM36 85V86H37ZM50 85V84H49ZM58 85H62L61 83L60 84H58ZM92 85V84H91ZM95 85V84H94ZM101 85V84H100ZM192 85V84H191ZM204 85V84H203ZM208 85H210V84H208ZM207 85V86H208ZM236 85V84H235ZM16 86V87H15ZM51 86V85H50ZM74 86V85H73ZM86 86V85H85ZM102 86V85H101ZM116 86V85H115ZM143 86V85H142ZM146 86V85H145ZM186 86V85H185ZM189 86V85H188ZM206 86V87H207ZM224 87L226 86V85H223ZM231 86V85H230ZM229 86V87H230ZM258 86V85H257ZM41 87V86H40ZM55 87V86H54ZM68 87V86H67ZM149 86H147V88H148ZM184 87V86H183ZM182 87V88H183ZM198 86H195V88L196 89H198L197 88ZM209 87V86H208ZM207 87V88H208ZM215 87V86H214ZM221 87V86H220ZM227 87V86H226ZM228 87V88H229ZM232 87V86H231ZM247 87V86H246ZM56 88H57V86H56ZM59 88V87H58ZM69 88H71V87H69ZM89 88V87H88ZM87 88V89H88ZM101 88V87H100ZM115 88H117V87H115ZM205 88V87H204ZM234 88V87H233ZM8 89H10V90H8ZM13 89V90H12ZM28 89H30V90H28ZM46 89V88H45ZM51 89V88H50ZM78 89V88H77ZM80 89V88H79ZM78 89V90H79ZM91 89V88H90ZM97 89V88H96ZM110 89H112V88H110ZM140 89H141V87H140ZM146 89V88H145ZM152 89V88H151ZM188 89V88H187ZM193 89H194V87H193ZM221 89V88H220ZM223 89V88H222ZM225 89V88H224ZM239 89V88H238ZM247 89V88H246ZM246 89H244V90H246ZM252 89H254V88H252ZM252 89H250L251 91H252ZM259 89V88H258ZM19 90V91H18ZM89 90V89H88ZM102 90V89H101ZM144 90V89H143ZM181 90V89H180ZM185 90H186V88H185ZM185 90H183V91H185ZM190 90V89H189ZM209 91H210V88L208 89ZM214 90V89H213ZM234 90H236V89H234ZM260 90V89H259ZM27 91V92H26ZM36 91V90H35ZM61 91V90H60ZM72 91V90H71ZM97 91V90H96ZM100 91V90H99ZM98 91V92H99ZM111 91V90H110ZM113 91V90H112ZM116 91V90H115ZM149 91H150V89H149ZM188 91V90H187ZM193 91V90H192ZM196 91V90H195ZM217 91H219V90H217ZM231 91H233V90H231ZM230 91V92H231ZM26 92V94L24 95V93ZM54 92V91H53ZM63 92H65V91H63ZM67 92V91H66ZM84 92V91H83ZM153 92V91H152ZM181 92V91H180ZM189 92H191V91H189ZM237 92V91H236ZM248 92V91H247ZM13 93V92H12ZM105 93V92H104ZM111 93V92H110ZM144 93V92H143ZM146 93V92H145ZM154 93V92H153ZM206 93V92H205ZM218 93V92H217ZM227 93V92H226ZM232 93V92H231ZM235 93V92H234ZM54 94V93H53ZM57 94V93H56ZM81 94V93H80ZM114 94V93H113ZM112 93H111V95H113ZM117 94V93H116ZM140 94H142V92L140 93ZM182 94V93H181ZM192 94H193V92H192ZM207 94H208V92H207ZM210 94V93H209ZM249 94V93H248ZM254 94V93H253ZM71 95H73V94H71ZM74 95H75V93H74ZM147 95H148V92H147ZM195 95V94H194ZM200 95V94H199ZM217 95V94H216ZM221 95V94H220ZM256 95V94H255ZM10 96V97H9ZM13 96V97H12ZM23 96H22V99H23ZM78 96V95H77ZM81 96V95H80ZM98 96V95H97ZM100 96V95H99ZM102 96V95H101ZM136 96V95H135ZM138 96V95H137ZM145 96V95H144ZM187 96V95H186ZM192 96V95H191ZM196 96V95H195ZM200 96H202V95H200ZM204 96V95H203ZM219 96V95H218ZM222 96V95H221ZM224 96V95H223ZM251 96V95H250ZM1 97V96H0ZM1 97V98H2ZM9 97V98H8ZM21 97V96H20ZM75 97V96H74ZM110 97V96H109ZM119 97V96H118ZM161 97V96H160ZM183 97V96H182ZM199 97V96H198ZM208 97H209V95H208ZM212 97V96H211ZM247 97V96H246ZM253 97H255V96H253ZM258 97H259V95H258ZM115 97H113L112 96V99L113 100H115L114 99ZM133 99L135 98V97H132ZM138 98V97H137ZM136 98V99H137ZM163 98H165V97H163ZM204 98V97H203ZM221 98V97H220ZM225 98H226V96H225ZM224 98V99H225ZM230 98V97H229ZM237 98V97H236ZM243 98V97H242ZM241 98V99H242ZM72 99V98H71ZM111 99V98H110ZM117 99V98H116ZM121 99V98H120ZM142 99V98H141ZM149 99V98H148ZM153 99V98H152ZM185 98H183V100H184ZM187 99V98H186ZM195 99H196V97H195ZM199 99V98H198ZM207 99V98H206ZM244 99V98H243ZM243 99H242V101H243ZM24 100V99H23ZM88 100V99H87ZM130 100V99H129ZM138 100V99H137ZM155 100V99H154ZM188 100V99H187ZM199 100H201V99H199ZM211 100V99H210ZM218 100H219V98H218ZM222 100V99H221ZM234 100V99H233ZM232 100V101H233ZM250 100V99H249ZM256 100V99H255ZM13 101V100H12ZM18 101V100H17ZM55 101V100H54ZM75 101V100H74ZM122 101V100H121ZM123 101H124V99H123ZM139 101V100H138ZM150 101H152L151 99H150ZM157 101H158V99H157ZM164 101V100H163ZM197 101V100H196ZM238 101V100H237ZM245 101V100H244ZM253 101V100H252ZM0 102H1V99H0ZM32 102V101H31ZM87 102V101H86ZM100 102V101H99ZM113 102V101H112ZM144 102V101H143ZM168 102V101H167ZM195 102V101H194ZM227 102V101H226ZM230 102V101H229ZM236 102V101H235ZM255 102V101H254ZM259 102V101H258ZM17 103V102H16ZM114 103V102H113ZM118 103V102H117ZM162 103V102H161ZM183 103V102H182ZM189 103V102H188ZM197 103V102H196ZM221 103H223V102H221ZM234 103V102H233ZM246 103V102H245ZM1 104H3V103H1ZM9 104V105H10ZM53 104H55V103H53ZM111 104V103H110ZM134 104V103H133ZM159 104H160V102H159ZM162 104H164V103H162ZM224 104V103H223ZM227 104V103H226ZM225 104V105H226ZM228 104H230V103H228ZM248 105H249V103H247ZM256 104V103H255ZM258 104V103H257ZM13 105V104H12ZM11 105V106H12ZM78 105V104H77ZM109 105V104H108ZM118 105V104H117ZM124 105V104H123ZM135 105H136V102H135ZM134 105V107H136ZM142 105V104H141ZM166 105V104H165ZM168 105V104H167ZM185 105H186V103H185ZM230 105H233V104H230ZM229 105V106H230ZM239 105V104H238ZM26 106V105H25ZM55 106V105H54ZM62 106V105H61ZM116 106V105H115ZM120 106V105H119ZM145 106V105H144ZM193 106H194V104H193ZM222 106H224V105H222ZM234 106V105H233ZM236 106L237 105H235V107L234 108H236ZM250 106V105H249ZM258 106V105H257ZM16 107V106H15ZM90 107V106H89ZM121 107V106H120ZM126 107V106H125ZM143 107V106H142ZM163 107V106H162ZM166 107V106H165ZM165 107H164V109H165ZM171 107V106H170ZM232 107V106H231ZM245 107H247V106H245ZM260 107H261V105H260ZM2 108V107H1ZM0 108V109H1ZM12 108H13V106H12ZM60 108V107H59ZM88 108V107H87ZM133 108V107H132ZM138 108V107H137ZM144 108V107H143ZM168 108V107H167ZM227 108H228V106H227ZM238 108V107H237ZM248 108V107H247ZM93 109V108H92ZM141 109V108H140ZM146 109V108H145ZM162 109V108H161ZM169 109V108H168ZM193 109H195V108H193ZM255 109V108H254ZM253 109V110H254ZM258 109V108H257ZM91 110V109H90ZM137 110V109H136ZM235 110V109H234ZM238 110V109H237ZM2 111V110H1ZM11 111H15V109L14 110H11ZM109 111V110H108ZM130 111V110H129ZM140 111V110H139ZM249 111V110H248ZM78 112H80V111H78ZM120 112V111H119ZM135 112V111H134ZM146 112V111H145ZM232 112V111H231ZM7 113V114H6ZM5 113V115H7V116H9V117H7V118H10V115H8V112H6ZM12 113V112H11ZM11 113H9V114H11ZM15 113V112H14ZM68 113H70V112H68ZM109 113V112H108ZM117 113V112H116ZM130 113H131V111H130ZM140 113V112H139ZM147 113V112H146ZM150 113V112H149ZM168 113H169V111H168ZM192 113H195V112H192ZM88 114V113H87ZM133 114V113H132ZM136 114V113H135ZM142 114V113H141ZM252 114H254V113H252ZM259 114V113H258ZM1 116H2V114H0ZM14 115V114H13ZM77 115V114H76ZM94 115V114H93ZM122 115V114H121ZM193 115V114H192ZM195 115V114H194ZM194 115H193V117H194ZM239 115V114H238ZM249 115V114H248ZM261 115V114H260ZM11 116H12V114H11ZM15 116V115H14ZM19 116V115H18ZM69 116H71L70 114H69ZM80 116V115H79ZM78 116V117H79ZM114 116V115H113ZM120 116V115H119ZM118 116V117H119ZM127 116V115H126ZM129 116V115H128ZM144 116H145V114H144ZM6 117V116H5ZM4 116L2 117V118H0V264H64V262H62L63 260H62V258L60 259H57L59 256H57V258H56V254H57V251L59 250V249H61L60 247H62L64 244H65V256H66V258L65 259H67L66 261H68V260H70V259H72L73 257H75V256H79L78 257V259L76 258V261H78L79 259H81L80 260V262L78 261V262H76V264H119V261H117V259H119V258H116V256L114 257V253H112V249L113 248H111L110 246H112V245H114L113 243L115 242V240L117 239H115L113 236L111 237V234L109 235V232H110V230H109V228H107L108 227V225L107 224H109V225H111L110 223H112L110 220H112V221H114V219L113 218H111V219H109V221H108V223H106V221L108 220H106V221H102L103 220V217L104 216H102L103 214H105V212L107 211L106 210V205H108L109 204V200L110 199H113V201H114V197H112V196H116L115 194H114V192L115 193H117V195H118V193H119V196H121V194H123V196L125 195V193L126 194H128L127 196L129 197V195H130V197H132L136 202H138L137 204H139V203H143L144 204V202H146L150 197H151V194H150V190L149 189H151V188H149L146 184H145V182L142 180V181H140L139 179L140 178H143L144 176L141 174V173H137V174H139V175H137L136 173H133V174H135V175H132V176H137V178H138V176H141V177H139V179H137V180H139V181H137V180H135V179H133V180H130V181H128L127 179L129 178V175H131V174H129V173H127V174H129L128 175V177H127V179H126V177H124L125 179L124 180H127L126 182H121V180H119V178L121 179L123 176H126L127 174H123V176L122 175H120L119 176V174H117V170H118V172H119V169H120V171H121V165H120V168H117L116 166H115V168H117V170L115 171V170H112V172L111 173H115V175L117 174L118 176H119V178L117 179V180H119V181H116L115 180V178H113L114 179V181H113V179L111 180V178L113 177L112 176V174H111V178H110V180H111V184H112V182L114 183L115 181V183L112 185V186H110V187H108L109 186V184L108 185H106V187H108V188H106L105 189V187H104V191H100V193L98 192V194L96 193L95 194V196H89V194H87L86 193V195L87 196H84L85 195V193L83 192V191H81L82 193H84V195H82V194H80V195H82V196H76L77 197V199H73V198H68L66 195H64V187H61L62 185L63 186H68V184H67V182L65 183V180H64V178H63V180H64V183L65 184H67V185H65V184H60V186L58 185V184H54L53 183V178L50 180V176H51V174H52V172H53V170L52 169H50V166H49V164L47 163V159L49 158V156L47 157V159H45V158H42V156L44 155L45 156V154L43 153L44 151H43V140L44 139H47V136H45V133L44 132H46V130L43 132L42 130H44L45 128H47L46 126H44L45 128L44 129H42V128H40L39 129V127H42L43 126V124H41V126H39V127H35V125H34V121H31L30 123H32L33 124V126H29L30 127V137H28V140H29V138H30V140L29 141H27V142H30V143H28V144H30L28 147L29 148H27V146L25 145V142H24V140L26 141V139H27V137H24L23 135H25V134H23L22 132H21V130L19 131L18 129L20 128V127H18L19 125H14L13 123H11L12 121H10L9 123L10 124H7L8 123V121H9V119H8V121L6 122V121H4V120H2V119H6L7 120V118H5ZM62 117V116H61ZM116 117V116H115ZM114 117V118H115ZM133 117V116H132ZM135 117V116H134ZM141 117V116H140ZM170 117V116H169ZM176 117V116H175ZM184 117V116H183ZM191 117V116H190ZM246 117V116H245ZM249 117V116H248ZM247 117V118H248ZM251 117H253V115L251 116ZM18 118V117H17ZM20 118V117H19ZM18 118V119H19ZM60 118V117H59ZM96 118V117H95ZM120 118H121V116H120ZM136 118V117H135ZM134 118V119H135ZM152 118V117H151ZM255 118V117H254ZM263 118V117H262ZM12 119V118H11ZM14 119H16V117L14 118ZM17 119V120H18ZM71 119V118H70ZM118 119V118H117ZM116 119V120H117ZM131 119V118H130ZM139 119V118H138ZM173 119V118H172ZM171 119V120H172ZM237 119V118H236ZM235 119V120H236ZM261 119V118H260ZM20 120V119H19ZM30 120H32V118L30 119ZM68 120V119H67ZM76 120V119H75ZM89 120V119H88ZM126 120V119H125ZM132 120V119H131ZM146 120V119H145ZM184 120V119H183ZM190 120V119H189ZM264 120V119H263ZM16 121V120H15ZM54 121V120H53ZM71 122H72V120H70ZM84 121V120H83ZM139 121H142V120H139ZM152 121V120H151ZM165 121V120H164ZM168 121H170V120H168ZM168 121H167V123H168ZM179 121V120H178ZM191 121V120H190ZM194 121H196V120H194ZM237 121V120H236ZM244 121V120H243ZM248 121V120H247ZM250 121V120H249ZM39 122V121H38ZM37 122V123H38ZM60 122V121H59ZM75 122V121H74ZM79 122V121H78ZM85 122V121H84ZM129 122V121H128ZM145 122H147V121H145ZM197 122V121H196ZM253 122V121H252ZM256 122V121H255ZM6 123V124H5ZM36 123V121H35V124H37ZM41 123V122H40ZM65 123V122H64ZM81 123V122H80ZM79 123V124H80ZM124 123H126V121L124 122ZM133 123V122H132ZM142 123V122H141ZM148 123V122H147ZM154 123V122H153ZM175 123H176V121H175ZM182 123V122H181ZM241 123V122H240ZM244 123V122H243ZM11 124H13V125H11ZM53 125H54V123H52ZM56 124V123H55ZM78 124V125H79ZM88 124H90V123H88ZM128 124V123H127ZM149 124H150V122H149ZM148 124V125H149ZM253 124H255V123H253ZM258 124H260V123H258ZM11 125V126H10ZM45 125V124H44ZM120 125V124H119ZM122 125V124H121ZM125 125V124H124ZM134 125V124H133ZM136 125V124H135ZM139 125H141V124H139ZM151 125V124H150ZM158 125V124H157ZM184 125V124H183ZM182 125V126H183ZM186 125V124H185ZM188 125H190V124H188ZM195 125V124H194ZM264 125V124H263ZM10 126V127H9ZM14 126V127H13ZM55 126V125H54ZM117 126V125H116ZM123 126V125H122ZM128 126H129V124H128ZM131 126H132V124H131ZM142 126V125H141ZM16 127V128H15ZM35 127V128H34ZM53 127V126H52ZM121 127V126H120ZM136 127V126H135ZM144 127H145V124H144ZM143 127V128H144ZM147 127V126H146ZM150 127V126H149ZM157 127V126H156ZM161 127V126H160ZM188 127V126H187ZM190 127H191V125H190ZM12 128H14V129H12ZM27 128V127H26ZM32 128V129H31ZM68 128H70V127H68ZM81 128V127H80ZM256 128V127H255ZM42 129V130H41ZM55 129V128H54ZM87 129V128H86ZM119 129V128H118ZM138 129V128H137ZM140 129V128H139ZM160 129H162V128H160ZM177 129V128H176ZM181 129V128H180ZM49 130V129H48ZM47 130V131H48ZM61 130V129H60ZM68 130V129H67ZM112 130V129H111ZM146 130V129H145ZM153 130H154V128H153ZM183 130V129H182ZM191 130V129H190ZM16 133H18V134H15V132ZM26 131V130H25ZM71 131V130H70ZM96 131V130H95ZM137 131V130H136ZM184 131V130H183ZM182 131V132H183ZM188 131V130H187ZM28 132V131H27ZM58 132V131H57ZM85 132V131H84ZM146 132H148V131H146ZM160 132V131H159ZM47 133V132H46ZM77 133V132H76ZM154 133V132H153ZM152 133V134H153ZM186 133V132H185ZM184 133V134H185ZM13 134V135H12ZM20 134H22V135H20ZM28 134V133H27ZM114 134V133H113ZM151 134V135H152ZM161 134V133H160ZM187 134V133H186ZM12 135V136H11ZM16 137H19V138H16ZM18 135V136H17ZM47 135H49V133L47 134ZM98 135V134H97ZM106 135V134H105ZM170 135H171V133H170ZM67 136V135H66ZM84 136V135H83ZM96 136V135H95ZM99 136V135H98ZM123 136V135H122ZM155 136H156V133H155ZM179 136H181V135H179ZM184 136V135H183ZM189 136V135H188ZM187 136V137H188ZM15 137V138H14ZM49 137V136H48ZM76 137V136H75ZM89 137V136H88ZM114 137H115V134H114ZM150 137V136H149ZM158 137H160V136H158ZM25 138V139H24ZM54 138H55V136H54ZM71 138V137H70ZM117 138V137H116ZM119 138V137H118ZM126 138V137H125ZM147 138V137H146ZM180 138V137H179ZM67 139V138H66ZM123 139V138H122ZM127 139V138H126ZM137 139V138H136ZM156 139V138H155ZM173 139V138H172ZM184 139H187V138H184ZM193 139V138H192ZM63 140V139H62ZM88 140V139H87ZM99 140V139H98ZM105 140V139H104ZM106 140H108L109 141V139H106ZM119 140V139H118ZM157 141L158 140H160V139H156ZM182 140V139H181ZM196 140V139H195ZM58 141V140H57ZM81 141H82V139H81ZM86 141V140H85ZM101 141V140H100ZM115 141V140H114ZM134 141V140H133ZM144 141V140H143ZM186 141V140H185ZM191 141V140H190ZM197 141V140H196ZM45 142H46V140H45ZM44 142V143H45ZM119 142V141H118ZM151 142V141H150ZM154 142V141H153ZM184 142V141H183ZM57 143V142H56ZM75 143V142H74ZM80 143V142H79ZM87 143V142H86ZM91 143V142H90ZM101 143V142H100ZM116 143V142H115ZM146 143H148V142H146ZM145 143V144H146ZM170 143V142H169ZM172 143V142H171ZM179 143H181V141L179 142ZM188 143H189V141H188ZM47 144V143H46ZM97 144H99V143H97ZM127 144V143H126ZM135 144V143H134ZM140 144V143H139ZM155 144V143H154ZM159 144V143H158ZM184 144V143H183ZM191 144V143H190ZM189 144V145H190ZM192 144H194V142H193V140H192ZM197 144V143H196ZM74 145V144H73ZM77 145V144H76ZM87 145V144H86ZM102 145V144H101ZM114 145V144H113ZM123 145V144H122ZM129 145H130V143H129ZM131 145H133V144H131ZM138 145V144H137ZM151 145V144H150ZM156 145V144H155ZM155 145H153V146H155ZM34 146V147H33ZM78 146V145H77ZM104 146V145H103ZM119 146V145H118ZM120 146H121V143H120ZM119 146V147H120ZM143 146V145H142ZM152 146V145H151ZM162 146V145H161ZM180 146V145H179ZM192 146V145H191ZM54 147V146H53ZM111 147H112V145H111ZM129 147V146H128ZM145 147H146V145H145ZM170 147H171V145H170ZM169 147V148H170ZM189 147V146H188ZM45 148V147H44ZM68 148V147H67ZM74 148H76V147H74ZM104 148V147H103ZM133 148V147H132ZM135 148V147H134ZM137 148V147H136ZM144 148V147H143ZM142 148V149H143ZM150 148V147H149ZM209 148V147H208ZM212 148V147H211ZM31 149V151H33V150H37V153H38V155L40 154V156H36V158L34 157V158H32V156H30L29 155V150ZM47 149H48V147H47ZM78 149V148H77ZM94 149V148H93ZM99 149V148H98ZM101 149V148H100ZM124 149H125V147H124ZM127 149V148H126ZM129 149V148H128ZM151 149L152 148H150V151H151ZM168 149V148H167ZM179 149V148H178ZM181 149V148H180ZM185 149H186V147H185ZM191 149V148H190ZM194 149V148H193ZM80 150V149H79ZM96 150V149H95ZM130 150H131V148H130ZM139 150V149H138ZM141 150V149H140ZM144 150V149H143ZM198 150V149H197ZM29 151V152H28ZM142 151V150H141ZM145 151V150H144ZM187 151H189V149L187 150ZM213 151V150H212ZM47 152V151H46ZM71 152V151H70ZM105 152V151H104ZM135 152H136V150H135ZM149 152V151H148ZM147 152V153H148ZM157 152V151H156ZM186 152V151H185ZM191 152H192V150H191ZM193 152H195V151H193ZM32 152H30V154H31ZM34 153V152H33ZM36 153V154H37ZM43 153V154H42ZM67 153V152H66ZM72 153H74V152H72ZM78 153V152H77ZM120 153V152H119ZM140 152H138V154H139ZM143 153V152H142ZM153 153H155V152H153ZM158 153V152H157ZM180 153H181V151H180ZM183 153V152H182ZM63 154V153H62ZM65 154V153H64ZM79 154V153H78ZM134 154V153H133ZM150 154V153H149ZM193 154V153H192ZM121 155V154H120ZM137 155V154H136ZM143 155H145L144 153H143ZM151 155V154H150ZM155 155V154H154ZM183 155V154H182ZM35 156V155H34ZM52 156V155H51ZM62 156V155H61ZM66 156V155H65ZM68 156V155H67ZM103 156V155H102ZM128 156H130V155H128ZM141 156V155H140ZM148 156V155H147ZM157 156V155H156ZM186 156V155H185ZM72 157V156H71ZM75 157V156H74ZM120 157V156H119ZM133 157V156H132ZM131 157V158H132ZM155 157V156H154ZM58 158V157H57ZM64 158V157H63ZM62 158V159H63ZM95 158V157H94ZM107 158V157H106ZM123 159L125 158V157H122ZM136 158V157H135ZM134 158V159H135ZM138 158H139V156H138ZM144 158H146V157H144ZM189 158V157H188ZM125 159H127V158H125ZM129 159H130V157H129ZM141 159V158H140ZM140 159H139V161H140ZM147 159H149V158H147ZM151 159H152V156H151ZM59 160V159H58ZM61 160V159H60ZM138 160V159H137ZM136 160V161H137ZM144 160V159H143ZM143 160H141V161H143ZM109 161V160H108ZM115 161V160H114ZM129 161H131V159L129 160ZM135 161V160H134ZM134 162L133 163V165L136 163H138L139 161H137V162ZM140 161V162H141ZM145 161V160H144ZM146 161H149V160H146ZM151 161V160H150ZM156 161V160H155ZM59 162V161H58ZM65 162H67V161H65ZM132 162V161H131ZM139 162V163H140ZM157 162V161H156ZM44 163H47L48 165H44ZM61 164L59 165V166H61L62 165V163H63V161L62 162H60ZM86 163V162H85ZM106 163V162H105ZM108 163V162H107ZM112 163V162H111ZM111 163H110V167H111ZM122 163V162H121ZM120 163V164H121ZM127 163H128V161H127ZM147 163H149V162H147ZM56 164V163H55ZM65 164V163H64ZM80 164V163H79ZM83 164V163H82ZM87 164H88V162H87ZM92 164V163H91ZM101 164H103L102 162H101ZM113 164V163H112ZM132 164V163H131ZM135 164V165H136ZM188 164V163H187ZM198 164V163H197ZM67 165V164H66ZM90 165V164H89ZM93 165V164H92ZM99 165V164H98ZM116 165V164H115ZM119 165V164H118ZM130 164H127V167L129 166ZM134 165V166H135ZM142 165H144V163L142 164ZM57 166V165H56ZM65 166V165H64ZM64 166H62V167H64ZM103 166H105V165H103ZM132 166V165H131ZM134 166L133 167H131L130 168V170L132 169L133 170V168H134ZM137 166H139L138 164H137ZM136 166V167H137ZM180 166V165H179ZM189 166V165H188ZM192 166V165H191ZM194 166V165H193ZM202 166V165H201ZM53 167V166H52ZM58 167V166H57ZM80 167H82V166H80ZM127 167H125L127 170L129 169V168H127ZM135 167V168H136ZM142 167V166H141ZM145 167V166H144ZM59 168V167H58ZM82 168H84V166L82 167ZM86 168V167H85ZM106 168H107V166H106ZM124 168V167H123ZM139 168V167H138ZM189 167H187V169H188ZM202 168V167H201ZM55 169V168H54ZM57 169V168H56ZM95 170H96V168H94ZM108 169H109V167H108ZM111 169V168H110ZM141 169V168H140ZM186 169V170H187ZM199 169V168H198ZM212 169V168H211ZM58 170V169H57ZM61 170H62V168H61ZM64 171H65V169H63ZM62 170V171H63ZM67 170H69V168L67 169ZM95 170H94V173H95ZM98 170V169H97ZM104 170L105 171H103L104 173H110V171H107V169H105V167H104ZM146 170V169H145ZM60 171V170H59ZM84 171V170H83ZM99 171V170H98ZM97 171V172H98ZM101 171H102V169H101ZM107 171V172H106ZM115 171V172H114ZM126 171V170H125ZM61 172V171H60ZM100 172V171H99ZM127 172V171H126ZM142 172V171H141ZM145 172V171H144ZM184 172V171H183ZM194 172H195V170H194ZM55 173V172H54ZM58 173V172H57ZM57 173H55L54 175H59V174H57ZM87 173V172H86ZM92 173V172H91ZM187 173V172H186ZM237 173V172H236ZM61 174H63V172L61 173ZM65 175H66V172L64 173ZM80 174V173H79ZM82 174V173H81ZM101 174H103L102 172H101ZM105 174V175H106ZM121 174V173H120ZM196 174V173H195ZM54 175H52V177L54 176ZM104 175V176H105ZM110 175V174H109ZM114 175V176H115ZM178 175V174H177ZM183 175V174H182ZM194 175V174H193ZM64 176V175H63ZM62 176V177H63ZM92 176V175H91ZM95 176V175H94ZM96 176H102V175H100L99 173L97 174L96 173ZM95 176V177H96ZM132 176H131V178H132ZM248 176V175H247ZM59 178L61 177L60 175L58 176ZM62 177H61V180H62ZM69 177V176H68ZM95 177H94V179H95ZM110 177V176H109ZM109 177H108V180H109ZM146 177V176H145ZM144 177V178H145ZM187 177V176H186ZM222 177H224V176H222ZM229 177V176H228ZM250 177V176H249ZM252 177H254V176H252ZM56 178V177H55ZM58 178V179H59ZM76 178V177H75ZM92 178V177H91ZM98 178V177H97ZM96 178V180H100L101 182H102V180L104 181V178L103 177H100V179H97ZM195 178V177H194ZM245 178V177H244ZM248 178V177H247ZM262 178V177H261ZM94 179H92V180H94ZM123 179V178H122ZM130 179V178H129ZM223 179V178H222ZM234 179H236V178H234ZM69 180V179H68ZM107 180V179H106ZM105 180V181H106ZM145 180H146V178H145ZM190 180V179H189ZM220 180V179H219ZM258 180V179H257ZM260 180V179H259ZM150 181V180H149ZM161 181V180H160ZM177 181V180H176ZM175 181V182H176ZM197 181V180H196ZM244 181H245V179H244ZM63 182V181H62ZM92 182V181H91ZM91 182H90V184L89 185H91ZM95 182H97V181H95ZM167 182V181H166ZM191 182H192V180H191ZM193 182H194V180H193ZM192 182V183H193ZM221 183H222V181H220ZM232 182V181H231ZM230 182V183H231ZM239 182V181H238ZM72 183V182H71ZM75 183V182H74ZM82 183V182H81ZM98 183V182H97ZM97 183H96V186H97ZM168 183V182H167ZM220 183V184H221ZM226 183V182H225ZM228 183V182H227ZM226 183V184H227ZM236 183V182H235ZM244 183V182H243ZM246 183V182H245ZM70 184V183H69ZM122 184H125L124 185V187H126V188H122ZM150 184V183H149ZM157 184V183H156ZM176 184H178V183H176ZM188 184V183H187ZM195 184V183H194ZM224 184V183H223ZM234 184V183H233ZM247 184V183H246ZM258 184V183H257ZM77 185V184H76ZM83 185H84V183H83ZM83 185H81V184H78V186L76 187V189H85L86 187H88V186H86V185H88V183L85 185V186H83ZM127 185V186H126ZM165 185H168V184H165ZM173 185V184H172ZM190 185V184H189ZM244 185V184H243ZM255 185V184H254ZM92 186V185H91ZM90 186V187H91ZM105 186V185H104ZM173 186H175V185H173ZM192 186V185H191ZM242 186V185H241ZM89 187V188H90ZM165 187V186H164ZM184 187V186H183ZM188 187V186H187ZM195 187V186H194ZM222 187H224L223 185H222ZM221 187V188H222ZM240 187V186H239ZM89 188L87 189V190H89ZM120 188H121V190H120ZM153 188V187H152ZM185 188V187H184ZM227 188V187H226ZM91 189V188H90ZM95 189H96V187H95ZM103 189V188H102ZM178 189V188H177ZM189 189V188H188ZM238 189V188H237ZM251 189V188H250ZM253 189V188H252ZM258 189V188H257ZM80 190H78V191H80ZM192 190V189H191ZM231 190V189H230ZM84 191H86V190H84ZM91 191V190H90ZM117 191H120V192H117ZM221 191V190H220ZM239 191V190H238ZM89 192V191H88ZM91 192H93V191H91ZM151 192H152V190H151ZM157 192V191H156ZM173 192V191H172ZM183 192V191H182ZM186 192V191H185ZM236 192V191H235ZM257 192H258V190H257ZM256 192V193H257ZM74 193V192H73ZM76 193H79V192H77V190H76ZM221 193V192H220ZM238 193V192H237ZM260 193V195L262 196V194H261V192H259ZM67 194V193H66ZM71 194V193H70ZM94 193H92V195H93ZM188 194V193H187ZM191 194V193H190ZM234 194V193H233ZM254 194V193H253ZM73 195H75V193L73 194ZM91 195V194H90ZM179 195V194H178ZM242 195V194H241ZM264 195V194H263ZM69 197H70V195H68ZM118 196V199L120 198ZM126 196V195H125ZM231 196V195H230ZM254 196H255V194H254ZM71 197H73V196H71ZM75 197V198H76ZM217 197V196H216ZM256 197V196H255ZM116 198H117V196H116ZM132 198H130L131 200H132ZM173 198V197H172ZM212 198V197H211ZM214 198V197H213ZM212 198V199H213ZM222 198L223 197H221V200H222ZM257 198V197H256ZM69 199V200H68ZM122 199V198H121ZM217 199V198H216ZM219 199H220V195H219ZM128 200V199H127ZM169 200V199H168ZM178 200H181V199H178ZM187 200V199H186ZM243 200V199H242ZM263 200V199H262ZM109 201V202H108ZM113 201H111V202H113ZM133 201V200H132ZM170 201V200H169ZM181 201H183V200H181ZM180 201V202H181ZM214 201H216V200H214ZM217 201H219V200H217ZM216 201V202H217ZM223 201V200H222ZM231 201V200H230ZM241 201V200H240ZM110 202V203H111ZM178 202V201H177ZM108 203V204H107ZM224 203V202H223ZM226 203V202H225ZM242 203H245L244 201L242 202ZM261 203V202H260ZM172 204H173V202H172ZM183 203H181V205H182ZM217 204H218V202H217ZM248 204V203H247ZM246 204V205H247ZM250 204V203H249ZM255 204V203H254ZM109 205H111V204H109ZM108 205V206H109ZM129 205V204H128ZM127 205V206H128ZM221 205V204H220ZM219 205V206H220ZM222 205H224V204H222ZM241 205V204H240ZM244 206H246L245 204H243ZM262 205H264V204H262ZM147 206V205H146ZM171 206V205H170ZM226 206H227V204H226ZM233 206V205H232ZM252 206V203H251V205H250V207ZM255 206H257V204L255 205ZM131 207V206H130ZM148 207V206H147ZM182 207V206H181ZM248 207V206H247ZM247 207H246V209H247ZM258 207V206H257ZM109 207H107V209H108ZM158 208V207H157ZM174 208V207H173ZM217 208V207H216ZM225 208H227V207H225ZM224 208V209H225ZM241 208V207H240ZM256 208V207H255ZM113 209V208H112ZM181 209V208H180ZM221 209V208H220ZM228 209H230V208H228ZM232 209V208H231ZM234 209V208H233ZM237 209V208H236ZM251 210L253 209V207L252 208H250ZM106 210V211H105ZM139 210V209H138ZM218 210V209H217ZM118 211V210H117ZM135 211V210H134ZM144 211V210H143ZM183 211V210H182ZM220 211V210H219ZM230 211V210H229ZM239 211V210H238ZM246 211V210H245ZM253 211V210H252ZM251 211V212H252ZM109 212V211H108ZM107 212V213H108ZM112 212V211H111ZM122 212V211H121ZM128 212H129V210H128ZM177 212V211H176ZM216 212V211H215ZM215 212H213V213H215ZM221 212H223V209H222V211ZM221 212H220V215L219 216H222L221 215ZM240 212V211H239ZM256 212V211H255ZM120 213V212H119ZM130 213V212H129ZM217 213V212H216ZM215 213V215L217 216V214ZM225 213V212H224ZM227 213H230V212H227ZM236 213V212H235ZM245 213V212H244ZM110 213H108L107 215L108 216H112V214H110ZM118 214V213H117ZM124 214V213H123ZM127 214V213H126ZM142 214V213H141ZM141 214H139V215H141ZM232 214H234V213H231V216L230 217H232ZM238 214V213H237ZM247 214V213H246ZM263 214V213H262ZM116 215V214H115ZM115 215H113L114 217H116L117 218V216H115ZM214 215V216H215ZM224 215V214H223ZM239 215V214H238ZM244 215V214H243ZM242 215V216H243ZM251 215V214H250ZM252 215H253V213H252ZM255 215V214H254ZM107 216V217H108ZM137 216V215H136ZM215 216V217H216ZM227 216V215H226ZM225 216V217H226ZM256 216V215H255ZM263 216V215H262ZM106 216H105V219L107 218ZM131 217V216H130ZM134 217H135V215H134ZM140 217V216H139ZM240 217V216H239ZM239 217H237V218H239ZM257 217V216H256ZM255 217V218H256ZM261 217V214H260V216H259V218ZM210 218L212 219V217L210 216ZM209 218V219H210ZM214 218V217H213ZM222 217H220V219H218L219 220V222H221V223H223L222 222V220L224 221V219L222 218ZM254 218V217H253ZM128 219V218H127ZM135 219H137V218H135ZM215 219V218H214ZM228 219H230V218H228ZM242 219H244V218H242ZM242 219H238L239 221H240V223L243 225V223H244V221L245 220H243V222H241V220ZM261 219H263V218H261ZM116 220V219H115ZM119 220V219H118ZM166 220H168V219H166ZM236 220V219H235ZM237 220V221H238ZM137 221V220H136ZM209 221V220H208ZM234 221V220H233ZM237 221H236V224H237ZM238 221V222H239ZM120 222H122V221H120ZM248 222V221H247ZM246 222V223H247ZM227 223V222H226ZM230 223V222H229ZM231 223H232V221H231ZM230 223V224H231ZM235 223V222H234ZM240 223H238V225L240 224ZM246 223H244V228H246L247 229V225H249L248 223L246 224ZM254 223V222H253ZM252 223V224H253ZM116 224V223H115ZM225 224V223H224ZM67 227H66V226ZM119 225V224H118ZM118 225H116V226H118ZM227 225H228V223H227ZM234 225V224H233ZM241 225V226H242ZM246 225V226H245ZM257 225H259L258 223H257ZM62 226L63 227H65V229H63V230H65V231H67V229L68 228H70V231L69 232H67L66 234H63L62 233V231H61V229L60 228H62ZM69 226V227H68ZM116 226H115V228H116ZM218 226V225H217ZM224 226V225H223ZM234 226H236V225H234ZM240 226V225H239ZM111 227H112V225L110 226V229H111ZM222 227V226H221ZM226 227V226H225ZM113 228V227H112ZM153 228V227H152ZM222 228H224V227H222ZM227 228V227H226ZM241 228V227H240ZM248 228L249 229H247L248 231H250V232H248V234L250 233V235H249V239H248V241L247 242H249V240H250V242H252L253 244H255L256 246H257V244H259L260 242H259V240H257V236L259 235V234H257L256 233V236L254 237V236H252L251 238H250V236L251 235H253V231H254V229H253V231H252V229L250 228V226H248ZM60 229V230H59ZM219 229V228H218ZM237 229H239V228H237ZM237 229H234L233 230V226H232V229L231 230H233L234 232L233 233H235V234H232L231 232V234H232V236L231 235H228V236H231V238L230 239H232V238H234V235L237 237V235H238V233H236L235 232V230L237 231ZM243 229V228H242ZM242 229H239V230H242ZM55 230V231H54ZM59 230V231H58ZM112 230V229H111ZM223 230V229H222ZM229 230H230V226H229ZM229 230H228V232H229ZM237 231V232H240V231ZM247 230H245L246 232H247ZM173 231V230H172ZM243 231V233H244V230H242ZM51 232H57L58 233V237H61V239L64 241V243H63V245L62 244H60V245H62V246H60V247H58L59 249H57L56 250V248H55V250H56V254L54 253V254H52V253H50V247L48 248L47 247V243L48 242H46V241H48V239L46 240V238L47 237H49L50 236V234H51ZM62 233V234H59V233ZM112 232V231H111ZM165 232V231H164ZM181 232V231H180ZM218 232V231H217ZM225 232H227V231H225ZM117 233V232H116ZM153 233H155V232H153ZM162 233H163V231H162ZM167 233V232H166ZM173 233V232H172ZM242 233V232H241ZM239 234V235H242V234ZM114 234H115V231H114ZM114 234H112V235H114ZM119 234V233H118ZM179 234V233H178ZM220 234V233H219ZM229 234V233H228ZM55 235H57V234H55ZM116 235V234H115ZM177 235V234H176ZM221 235V234H220ZM224 235V234H223ZM243 235H245V233L243 234ZM254 235H255V233H254ZM110 236V237H109ZM169 236V235H168ZM182 236V235H181ZM116 237V236H115ZM177 237H178V235H177ZM200 237V236H199ZM219 237V236H218ZM51 238H53V237H51ZM110 238L111 239H113L114 240V242L113 241H111L110 240ZM192 238V237H191ZM205 238V237H204ZM238 238V237H237ZM242 238H244V237H242ZM247 238H248V236H247ZM256 238V240L257 241H254V239ZM50 239V238H49ZM55 239V238H54ZM57 239V238H56ZM60 238H59V243H60V240H61ZM179 239V238H178ZM214 239V238H213ZM51 240V239H50ZM49 240V241H50ZM58 240V239H57ZM61 240V241H62ZM182 240V239H181ZM193 240V239H192ZM209 240V239H208ZM215 240V239H214ZM222 240V239H221ZM228 240V239H227ZM234 240H235V238H234ZM236 240H238V239H236ZM240 240H241V238H240ZM243 240V239H242ZM54 241V240H53ZM110 241H111V243H112V245H111V243H110ZM190 241V240H189ZM188 241V242H189ZM195 241V240H194ZM193 241V242H194ZM203 241V240H202ZM218 241V240H217ZM223 241V240H222ZM56 242V241H55ZM125 242V241H124ZM158 242H160V241H158ZM182 242V241H181ZM187 242V243H188ZM192 242V243H193ZM206 242V241H205ZM208 242V241H207ZM210 242H213V241H210ZM216 242V241H215ZM232 242H233V240H232ZM236 243H237V241H235ZM245 241H243V243H244ZM258 242V243H257ZM49 243H51V242H49ZM54 243V242H53ZM119 243V242H118ZM200 243V242H199ZM230 243V242H229ZM252 243H248V245H249V247H250V245L252 244ZM58 244V243H57ZM117 244V243H116ZM183 244V243H182ZM186 244V243H185ZM197 244V243H196ZM206 244V243H205ZM225 244V243H224ZM239 244V241H238V243L237 244H235V246L234 245H232V248L234 249V251L236 250V252H237V249H238V247H236V245H238ZM240 244H241V241H240ZM239 244V245H240ZM247 244V243H246ZM252 244V245H253ZM50 245H52V243L50 244ZM173 245V244H172ZM175 245V244H174ZM187 245V244H186ZM195 245V244H194ZM203 245H204V243H203ZM216 245V244H215ZM218 245V244H217ZM216 245V246H217ZM238 245V246H239ZM242 245H244V244H242ZM242 245H240V246H242ZM254 245V246H255ZM59 246V245H58ZM121 246V245H120ZM181 246V245H180ZM207 246V245H206ZM205 246V247H206ZM213 246H214V244H213ZM215 246V247H216ZM220 246V245H219ZM236 248H234V247ZM246 246V245H245ZM255 246V247H256ZM259 246H260V244H259ZM258 246V247H259ZM54 247V246H53ZM64 247V246H63ZM62 247V248H63ZM187 247V246H186ZM223 247H225V246H223ZM227 247V246H226ZM251 247H253V246H251ZM52 248V247H51ZM134 248V247H133ZM176 248H178V247H176ZM181 248V247H180ZM211 248V246H209V249ZM214 248V247H213ZM229 248H231V246L229 247ZM231 248V249H232ZM240 248V247H239ZM254 248V247H253ZM257 248V247H256ZM255 248V249H256ZM260 248V247H259ZM117 249V248H116ZM121 249V248H120ZM51 250H53V249H51ZM54 250V251H55ZM123 250V249H122ZM135 250V249H134ZM133 250V251H134ZM175 250V249H174ZM180 250V249H179ZM189 250V249H188ZM203 250H206V248L204 249L203 248ZM210 250H212L213 251V249H210ZM210 250H208L209 251V254H210ZM215 251H217L216 249H214ZM228 250V249H227ZM226 250V251H227ZM240 250H242V249H240ZM261 250H263V249H261ZM63 251V252H64ZM119 251V250H118ZM136 251V250H135ZM168 251V250H167ZM202 251V250H201ZM207 250H206V252H208ZM214 251V252H215ZM220 251H221V249H220ZM249 251V250H248ZM52 252V251H51ZM58 252H61V250L60 251H58ZM121 252V251H120ZM123 252H124V250H123ZM178 252V251H177ZM205 252V251H204ZM203 252V253H204ZM213 252V253H214ZM62 253V252H61ZM117 253H119V252H117ZM122 253V252H121ZM120 253V254H121ZM126 253L127 252H125V254H124V256L123 257H129V256H127L126 255ZM181 253V252H180ZM189 253V252H188ZM196 253V252H195ZM221 253L223 254H221L222 255V257L223 258H226L228 261H226V259H225V261L226 262H230L231 264H239L240 262H237V261H239L238 260V258L236 259V261L234 262V260H231V257H232V255L230 256V254H233V253H225V254H227V255H224V252H222L221 251ZM239 253V252H238ZM248 253V252H247ZM260 253V252H259ZM128 254V253H127ZM134 254V253H133ZM137 254H138V252H137ZM199 254V253H198ZM208 254V253H207ZM207 254H205L203 257L204 258H209L210 257V255H208L207 257H205ZM215 254H216V257H215V259L217 258V257H220V255L218 254V253H216L215 252ZM215 254H214V256H215ZM218 254V255H217ZM264 254V253H263ZM57 255H60V254H57ZM126 255V256H125ZM145 255V254H144ZM201 255H202V252H201ZM236 255V254H235ZM118 256V255H117ZM121 256V255H120ZM136 256V255H135ZM134 256V257H135ZM183 256V255H182ZM62 257V256H61ZM131 257V256H130ZM134 257H132V259H134V263L136 264V262L138 261V259H136V258H134ZM143 257V256H142ZM179 257H180V255H179ZM202 257V256H201ZM202 257V258H203ZM262 257V256H261ZM116 258V259H115ZM203 258V259H204ZM212 260H213V258L212 257H210ZM209 258V259H210ZM148 259H149V257H148ZM189 259V258H188ZM195 259H196V257H195ZM203 259H201V260H203ZM206 259H204L203 261H201V263L202 262H204V261H206ZM209 259H207V261H206V264L207 263H209V264H212V263H210V260ZM234 259V258H233ZM120 260H122V257H121V259ZM124 260V259H123ZM122 260V261H123ZM147 260V259H146ZM157 260V259H156ZM172 260V259H171ZM187 260V259H186ZM211 260V261H212ZM218 260H220L219 262H218ZM218 260H216V262H218V263H216V264H220V263H224L223 261H224V259H223V261H222V259H219L218 258ZM126 261H128L129 262V258H127V260H126V258H125V261L124 262H122V263H124L125 264V262ZM131 262V264H132V262H133V260H130ZM165 261V260H164ZM241 261V260H240ZM118 262V263H117ZM121 262V261H120ZM128 262H126V263H128ZM176 262V261H175ZM178 262V261H177ZM213 262V261H212ZM225 262V263H226ZM122 263H120V264H122ZM129 263V264H130ZM138 263H139V261H138ZM137 263V264H138ZM141 263V262H140ZM214 263V262H213ZM73 264H75V263H73ZM204 264V263H203ZM229 264V263H228ZM240 264H242V263H240Z\"/></svg>", "mask_w": 264, "mask_h": 264}]
</instances>
